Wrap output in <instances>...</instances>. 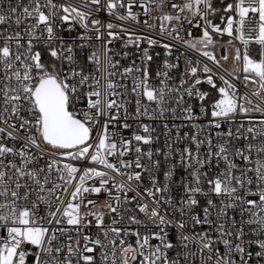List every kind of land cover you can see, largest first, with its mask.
Returning <instances> with one entry per match:
<instances>
[{
  "label": "snow or ice",
  "instance_id": "6c2138e0",
  "mask_svg": "<svg viewBox=\"0 0 264 264\" xmlns=\"http://www.w3.org/2000/svg\"><path fill=\"white\" fill-rule=\"evenodd\" d=\"M0 264H264V0H0Z\"/></svg>",
  "mask_w": 264,
  "mask_h": 264
},
{
  "label": "rangeland",
  "instance_id": "374dc122",
  "mask_svg": "<svg viewBox=\"0 0 264 264\" xmlns=\"http://www.w3.org/2000/svg\"><path fill=\"white\" fill-rule=\"evenodd\" d=\"M225 66H226V67H230V65H229V64H226Z\"/></svg>",
  "mask_w": 264,
  "mask_h": 264
}]
</instances>
